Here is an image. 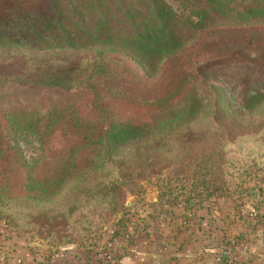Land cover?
<instances>
[{"label":"trees","instance_id":"1","mask_svg":"<svg viewBox=\"0 0 264 264\" xmlns=\"http://www.w3.org/2000/svg\"><path fill=\"white\" fill-rule=\"evenodd\" d=\"M248 47L255 54L245 58L264 62V0H0V102L12 84L86 91L95 115L4 111L0 205L56 208L75 199L86 208L94 200L113 212L122 186L161 162L170 167L180 146L208 138L210 124L263 122L256 79L216 81L210 70ZM56 131L71 140L63 151L52 146ZM52 155V174L39 172L35 162ZM92 188L93 197L81 193ZM249 190L264 219V186Z\"/></svg>","mask_w":264,"mask_h":264},{"label":"rangeland","instance_id":"2","mask_svg":"<svg viewBox=\"0 0 264 264\" xmlns=\"http://www.w3.org/2000/svg\"><path fill=\"white\" fill-rule=\"evenodd\" d=\"M253 51L248 47L242 49L241 54L214 60L210 68L214 79L227 82L245 77L256 79L258 86L264 87V74L259 73L260 64L264 62L244 57L248 52L253 56ZM90 98L91 94L86 91L65 92L12 84L0 102V120L4 111L44 106L67 109V112L77 110L83 118L95 119L88 108ZM203 126L198 123L195 128ZM210 127L208 138L199 145L180 146L179 157L170 167L161 162L137 179L136 185L122 186L117 195L119 207L113 212L95 208L94 200L88 201L86 208L75 199L56 208L0 205V264L21 262L17 259L19 255L27 256L28 264L53 262L57 258L74 264L106 262L108 255L133 252L130 249L134 248L138 234L145 230L146 220L155 222L163 216L175 217L177 206L185 212L201 213L220 203L234 206L242 202L241 199L254 198L249 189L255 187L264 173L261 169L257 176L252 175L258 166L264 167V120L236 126L224 118L220 124H210ZM70 143V138L60 131L52 136L54 149L63 151ZM33 149L28 147V154L36 157ZM57 158L52 155L35 162L40 166L38 171L51 175L52 160ZM93 191L95 188L81 190V193L93 197ZM149 204L158 205L147 210ZM261 213L264 215V207Z\"/></svg>","mask_w":264,"mask_h":264},{"label":"crops","instance_id":"3","mask_svg":"<svg viewBox=\"0 0 264 264\" xmlns=\"http://www.w3.org/2000/svg\"><path fill=\"white\" fill-rule=\"evenodd\" d=\"M255 185L264 186V173ZM241 200L234 206L220 203L201 213L177 206L173 219L146 220L145 230L130 249L133 252L111 254L97 264H264V219L252 213L260 207L258 198ZM157 205L149 204L146 209ZM17 259L22 261L15 260V264H28L27 256ZM45 262L40 264H74L63 258Z\"/></svg>","mask_w":264,"mask_h":264},{"label":"built area","instance_id":"4","mask_svg":"<svg viewBox=\"0 0 264 264\" xmlns=\"http://www.w3.org/2000/svg\"><path fill=\"white\" fill-rule=\"evenodd\" d=\"M252 213H253V215H255V216H258L259 214H258V211L256 210V209H253L252 210Z\"/></svg>","mask_w":264,"mask_h":264}]
</instances>
